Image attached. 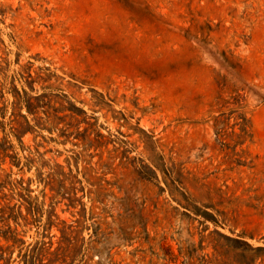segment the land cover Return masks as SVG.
I'll use <instances>...</instances> for the list:
<instances>
[{
    "label": "rangeland",
    "instance_id": "obj_1",
    "mask_svg": "<svg viewBox=\"0 0 264 264\" xmlns=\"http://www.w3.org/2000/svg\"><path fill=\"white\" fill-rule=\"evenodd\" d=\"M3 104L0 207L43 211L0 219L8 264H264V0H0Z\"/></svg>",
    "mask_w": 264,
    "mask_h": 264
},
{
    "label": "trees",
    "instance_id": "obj_2",
    "mask_svg": "<svg viewBox=\"0 0 264 264\" xmlns=\"http://www.w3.org/2000/svg\"><path fill=\"white\" fill-rule=\"evenodd\" d=\"M14 96H15V100L13 102L14 103L13 109L16 110L19 106L23 105L25 107L27 113L32 114L34 116H36V114L38 113V109L41 106L46 105L45 102H42V95L27 96V94L24 90L22 91V93H20L15 88ZM1 97H3V93L1 95ZM64 109L69 110L72 114H80V113L85 114L84 110L76 107L72 103H70L68 106L64 107ZM14 110L11 113V115H13V118L10 119V121L8 123H5L4 118H5V112H6V105L3 104L2 106H0V128L5 133V127L7 126V124H9L10 125L9 129H11L10 131L19 139L21 134L25 133L28 130H31L32 127L29 124V120L25 114H22L20 112H15ZM55 117L59 118L58 116H55ZM38 119H41V118L38 117ZM36 125H37V123H36ZM96 135L102 136L100 134H96ZM82 141L87 146L92 144V140L87 139V136H83ZM12 148H13V144L10 143V141L7 139V135L0 137V156H1V158H4V156L9 155V157H11L13 163H17L16 161H17L18 157H17L16 153H14L13 155H10L7 153V151L12 150ZM140 172L145 177H152L155 174L153 169H151L150 167H148L147 165H144V164L141 165ZM9 183H10V186H11L10 189H12V192L9 195L6 193H2L0 195V201H4V200L8 199V197L13 196L14 190L16 189V185L12 182H9ZM2 186H3L2 183H0V189ZM23 189H25V191H27L26 195H24L23 192H17V193L23 199V201L26 203L25 214L21 213L19 206H17V209H16L15 205L10 207V206L4 204L0 207V212H1L0 219L2 221H8V219L11 218V219H13L15 224L20 225L21 222H19V219H22V221H23L22 223H24V224L33 223V222L40 220V217L43 213L42 208L40 207V205H38V203H34L30 199V195L28 194V192L30 191L29 188H23ZM203 213L206 214L207 212L203 211ZM50 223H51L50 220L47 221V224H50ZM67 228H68V226H65V225H62V227L60 228V231L62 234L61 235V237H62L61 241H65L67 244V247H69L71 244V241H70V238L66 237ZM0 235L6 241H9V240H11L13 242L20 241V239L16 238V236H15V230L10 229V226L8 224H7L6 229L0 230ZM65 249H66V247L64 248L62 246H58L52 252H44V248H42L41 246H38V243H35V245H33L30 249H28L26 251V253L23 254L22 261L24 264H57L58 262L64 261V258H59V255L62 254V252ZM44 254H48L50 256H53V258H40V256L44 255ZM1 259L4 261L3 264L9 263L7 258H0V260ZM44 259H47V260L44 261Z\"/></svg>",
    "mask_w": 264,
    "mask_h": 264
}]
</instances>
